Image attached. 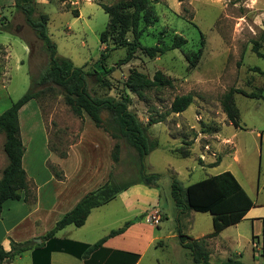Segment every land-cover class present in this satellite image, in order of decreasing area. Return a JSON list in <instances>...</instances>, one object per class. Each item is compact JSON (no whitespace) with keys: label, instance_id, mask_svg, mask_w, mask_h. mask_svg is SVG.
I'll use <instances>...</instances> for the list:
<instances>
[{"label":"rangeland","instance_id":"obj_1","mask_svg":"<svg viewBox=\"0 0 264 264\" xmlns=\"http://www.w3.org/2000/svg\"><path fill=\"white\" fill-rule=\"evenodd\" d=\"M118 1L35 0L33 16H47L48 36L59 57L84 71L102 73L103 64L110 70L104 74L103 84L88 77L87 89L94 96L130 98L128 109L145 127L150 144L144 158L145 173L158 175V179L151 185L137 181L134 149L95 128L85 114H72L53 85L30 101L19 119L25 149L23 168L28 178L46 188V164L51 168L45 163L47 154L60 158L68 154L82 156L86 162L103 165L114 181L129 186L98 211L102 216L96 219L97 224L111 222L117 229L130 220H145L144 211L156 209L161 220L158 225L151 224L153 219L149 224L153 225V234L162 237L161 246L151 247L147 257L155 253L160 264H193L191 251L181 245L179 235L188 241L219 229V223L208 213L183 209L184 195L180 210L170 194L172 177L184 188L229 171L254 202L250 214L264 217V99L233 93L239 111L238 127L228 121L221 107V98L230 89L264 97V59L251 49L257 41L264 52V41L260 39L264 0H149V15L139 26L141 44L168 45L174 35L182 36L186 43L154 58L138 51L123 65L117 62L125 56V48L114 47L110 39L105 43L99 39L108 15L98 4ZM0 24L8 27L7 32L0 31V45L5 46L0 47L1 114L27 91L30 79L44 71L48 56L22 13L14 8L13 0H0ZM126 39L131 41V33ZM131 70L149 78L159 71L172 80V87L148 90L139 98L124 86ZM188 93L192 102L187 109L179 114L168 113L173 98ZM150 117L162 121L148 125ZM3 142L0 133V177L7 164ZM115 143L119 144L117 162L110 156ZM217 160V165L209 166ZM51 170L56 175L61 173L55 167ZM30 187L26 201L31 205L34 187ZM124 216L128 218L121 224ZM149 228L145 229L148 233ZM262 232L261 221L254 220L251 226L249 219L222 229L212 241L207 240L209 264L235 257L244 264H264ZM253 233L259 236L255 245Z\"/></svg>","mask_w":264,"mask_h":264},{"label":"trees","instance_id":"obj_2","mask_svg":"<svg viewBox=\"0 0 264 264\" xmlns=\"http://www.w3.org/2000/svg\"><path fill=\"white\" fill-rule=\"evenodd\" d=\"M149 4V0H120L111 5L98 4L108 15L106 28L99 36L100 42L105 43L110 39L114 47L125 48V56L118 60L117 65L128 63L138 51L148 58H154L163 55L168 50L178 49L186 43L182 36L174 35L168 45L145 46L141 44L139 26L142 19L149 15ZM13 5L16 10L22 13L26 24L31 28L36 38L42 42L47 52L48 65L37 77L30 79L27 91L0 114V133L4 135L3 151L7 159V164L2 169L0 177V214L5 201L20 200L23 193L24 201L27 198L28 183L22 167L24 146L19 132L18 112L28 102L39 98L44 90H50L51 85L59 89L64 103L69 107L72 114L77 117H82L85 114L95 128L107 133L112 139L123 140L134 149L136 152L135 164L139 174L137 181L141 180L146 185L153 184L159 176L145 173L144 158L150 150V144L145 134V127L128 109L130 98L127 95H121L117 99L111 96H94L87 89L88 77H92L97 83L103 84V76L110 70L105 69L103 64L102 73L84 71L81 67H75L69 59L59 57L55 44L48 36L47 16L45 14L33 16L35 0H13ZM77 16L78 14L75 12L74 17ZM7 29L6 24H0V31L7 32ZM127 33H131V41L126 39ZM260 39L264 41V30ZM259 48L260 44L255 41L251 48L252 52L264 59V52H261ZM101 59L103 60V57ZM124 86L129 92L143 98L144 92L148 90L172 87V80L159 71L152 78H149L143 73L131 70ZM234 92L249 98L264 99V97L257 93L246 94L242 90L233 89L228 90L222 96L221 107L223 112L228 121L234 127H238L239 111L234 104ZM191 102L192 95L190 93L175 96L169 105L168 113L179 114L186 110ZM161 121L150 117L148 125ZM110 156L113 162L118 161V143L114 144ZM219 161L217 160L209 166H215ZM128 186L129 183L114 181L109 174L108 179L101 186L86 193L70 211L56 221L53 228L42 239L51 238L57 231L68 225L76 228L81 227L92 209L112 201ZM170 194L180 210L187 208L195 212L208 213L214 221L219 223V229L199 239L188 238L189 240L185 241L184 236L179 235L181 245L188 247L191 251L193 264H209V252L206 248L207 239L215 237L221 229L239 223L245 213L254 206V202L229 171L206 177L184 188L175 177H172ZM182 195H184L183 200L185 201L183 207L181 205ZM133 222L134 220H130L125 222L122 227L110 230L106 236L92 245L76 243V246L80 248L77 255L86 259L100 249L107 239L123 233ZM261 223L262 230H264V217L261 218ZM252 240L255 245L257 236H252ZM29 248L28 242L16 243L12 240L9 251H5L0 245V264L14 259ZM118 253L128 258L126 263L121 264H134L139 257L137 254ZM220 264L244 263L235 257L228 258Z\"/></svg>","mask_w":264,"mask_h":264},{"label":"crops","instance_id":"obj_3","mask_svg":"<svg viewBox=\"0 0 264 264\" xmlns=\"http://www.w3.org/2000/svg\"><path fill=\"white\" fill-rule=\"evenodd\" d=\"M0 47L5 46L0 45ZM27 105H29V102L18 112L21 141L22 128L19 119L22 113L28 110ZM29 112L35 114V112L31 110H29ZM45 146L46 143L43 142V147ZM45 163L51 164V168H58L61 173L56 175V173L51 170L50 166L46 164L47 176L43 183L46 185V188H42L36 180L28 178L25 172L28 189L29 185H31L30 189L34 187L32 190L34 196L33 204L30 205L27 201H24L23 193L20 200H7L2 205L0 214V245L2 248L5 251H9L11 240L16 243L28 242L30 245L29 249L3 264L126 263V259L128 258L118 252L137 254L139 257L134 264H160L159 257L155 255V253L147 257L151 247L156 249L161 246L162 237L153 234L151 230L153 225L149 224L151 214L159 219L156 225H158L161 220V213L156 209H152V212L144 211L145 220L133 223L123 233L107 239L100 249L96 250L86 259L77 255L80 248L76 246V243L92 245L106 236L109 231L114 228L111 222L105 223L104 225L97 224L96 219L102 216L100 214L101 212L98 211L104 207L105 204L92 209L81 227L76 228L68 225L57 231L51 238L46 240L42 239L43 236L53 228L56 221L70 211L86 193L101 186L107 180V175L109 176L106 167L100 164L93 165V163L86 162L85 158L82 156H71L68 154L60 158L50 153L45 157ZM22 167H24L23 158ZM23 169L25 171V168ZM253 207H251L241 219V221L249 219L251 221V226H253L254 220L261 221V218H263L250 214ZM106 216L107 215H104V217ZM127 218L128 216L122 217L120 219L122 222L121 224H123ZM147 227H150L149 233L145 231ZM221 231L222 229L217 235ZM262 231L264 232V230ZM263 232L262 237L264 236ZM203 236L205 235H199L193 239H199ZM252 236L259 237L256 233H253ZM207 240L212 241V238ZM210 241L208 243L206 241L207 250ZM261 241L263 243V238Z\"/></svg>","mask_w":264,"mask_h":264},{"label":"built area","instance_id":"obj_4","mask_svg":"<svg viewBox=\"0 0 264 264\" xmlns=\"http://www.w3.org/2000/svg\"><path fill=\"white\" fill-rule=\"evenodd\" d=\"M152 219L154 220L153 221L154 223H151V224H154V225H156L159 221L158 217H156L155 215L152 218H150L149 220H152Z\"/></svg>","mask_w":264,"mask_h":264}]
</instances>
